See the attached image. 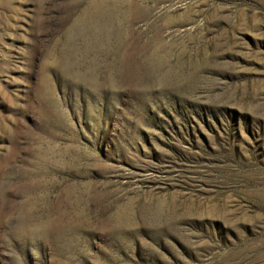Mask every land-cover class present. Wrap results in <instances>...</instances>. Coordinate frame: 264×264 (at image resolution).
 Returning <instances> with one entry per match:
<instances>
[{"label":"rangeland","instance_id":"rangeland-1","mask_svg":"<svg viewBox=\"0 0 264 264\" xmlns=\"http://www.w3.org/2000/svg\"><path fill=\"white\" fill-rule=\"evenodd\" d=\"M0 264H264V0H0Z\"/></svg>","mask_w":264,"mask_h":264}]
</instances>
